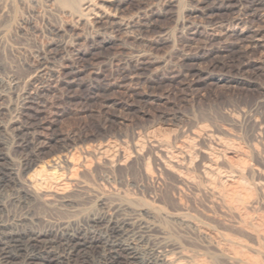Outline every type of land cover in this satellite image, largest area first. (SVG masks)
<instances>
[{
  "label": "rangeland",
  "instance_id": "1",
  "mask_svg": "<svg viewBox=\"0 0 264 264\" xmlns=\"http://www.w3.org/2000/svg\"><path fill=\"white\" fill-rule=\"evenodd\" d=\"M50 6L48 0H0V153L7 155L0 160V225L7 232L48 230L55 240L49 264H126L122 258L109 259L114 252L123 254L121 244L132 233L122 239L92 226L88 218L103 211L102 200L124 204L127 198L136 208L157 214L163 208L159 214H165L169 208L156 198L161 182L142 181L138 164L110 173L87 157L88 168L74 171L76 181L66 188L73 201L69 206L56 198L25 202L5 168L16 169L19 180L24 177L18 165L30 151L25 147L29 141L42 148L37 162L42 165L107 139L131 142L132 133L154 129L171 136L189 118L226 128L229 133L220 135L243 146L255 143L264 159V5L251 0H129L122 14L132 22L121 27L96 24L89 11L80 21ZM195 7L213 15L196 13ZM253 37L258 45L252 44ZM252 163L264 172V165ZM146 165L151 170L150 158ZM202 200L196 207L188 204L187 212L215 219L226 214ZM255 214L264 219V206H256ZM160 222L190 250L189 234L181 236L171 222ZM210 225L212 231L220 229ZM66 233L88 244L61 263L57 257L68 249L60 237ZM107 238L121 247L105 246ZM201 252L200 261L207 263ZM4 264L25 263L20 257Z\"/></svg>",
  "mask_w": 264,
  "mask_h": 264
},
{
  "label": "bare ground",
  "instance_id": "2",
  "mask_svg": "<svg viewBox=\"0 0 264 264\" xmlns=\"http://www.w3.org/2000/svg\"><path fill=\"white\" fill-rule=\"evenodd\" d=\"M127 1L129 0H125V2L122 0H99L95 3L92 0H48V3L60 15L63 14L84 21L83 17L89 11L93 22L96 24L121 27L132 22V19L125 18L122 14ZM251 1L257 5H264V0ZM106 6H112V8L109 9ZM202 7L206 8L205 5ZM194 12L213 15L211 12L203 13L202 9L198 7H195ZM148 28L149 26H146V30ZM257 38H254L253 45H258ZM217 55L220 56L221 54ZM44 66L43 68L38 67L37 73L43 71ZM177 119L183 120L180 117ZM197 119H186V123L171 136H166L159 130L156 133L153 131L154 129H151L152 131L147 130L143 134L132 133V139L128 145H126L128 142H125L126 140L107 139L81 147L80 152L76 151L78 154H74L70 150L61 153L45 164L42 163V165L37 163L42 148L36 146L37 144L34 145L33 141H29L25 147L29 148L30 151L18 165V171L24 177L19 180L16 169L12 167L5 169L11 176V180L20 185L19 188L25 202L26 200L33 202L44 200L45 203H48L46 201L56 198L69 206L72 205L73 201L70 199L66 188L69 187V182L76 181V176L73 177L76 174L74 171H85L88 168L91 162L87 165L89 159L87 157L94 159L97 165L110 173L132 170L134 165L138 164L141 180L143 178L147 184L161 182L163 188L156 198L162 205L169 208V212L165 213L164 211L165 214H159L163 208L158 214V210L156 212L150 209L145 210L139 208L138 205L136 208V205L133 203L132 206V203L128 202L130 199L127 200V198L125 199L127 203L123 202L124 204L102 200L100 205L103 211L96 212L95 215L88 218L92 226L103 227L111 234L122 237V239L128 233H132L130 234L133 238H126V241L124 240L125 242L121 244L122 248L120 249L123 254L114 252V255L109 259L111 262L119 261L122 258L126 264H264V228L260 224L263 222L262 225L264 226V219H261L257 215L258 213L255 214L256 206H264V172L255 163H252L253 160L262 166L264 165L261 152L254 145V142V144L243 146L236 138L228 139L221 136L223 133H229L226 128L217 124L208 125L203 123L202 119L199 121ZM232 120L235 122L237 118L232 116ZM5 157L7 158L5 153H0V160L5 161ZM147 158L152 161L151 170L147 169ZM62 165H65L69 171H63L65 167L63 168ZM147 190L149 191V189ZM200 199H203L202 201L207 200L211 205L213 204L212 206L216 205L222 213L226 214H219L222 218L215 219L217 215L214 218L213 214L187 212L191 209L187 210V205H194ZM259 213L261 212L259 211ZM162 220L167 221V223L171 222L178 234L183 232L184 234L181 236H185V233L189 234V236L187 235V242L190 245V250L184 248L187 246L183 247L184 243L181 244L178 242L179 240L176 241L172 237L173 233H169L170 230L167 231L165 225L162 224L165 227H161L162 222L160 221ZM261 220L262 222H260ZM210 223L215 224V227L220 229L213 227L216 230L214 229L215 232L212 231ZM135 229L137 231L132 232ZM5 231V226L0 225V260L7 262L23 257L25 264L51 263L50 249L52 250L51 247L55 240L48 230ZM79 237L69 233L61 235L60 241H62L63 248L68 249V253L66 252L64 256L57 257L61 263L69 258L72 250L83 248L88 244ZM116 242L107 238L103 244L110 248L121 247V245L115 244ZM199 248H202L206 254L207 258L204 256L206 260L208 259L207 263L200 261L201 251ZM25 250L28 251L21 255V251Z\"/></svg>",
  "mask_w": 264,
  "mask_h": 264
}]
</instances>
